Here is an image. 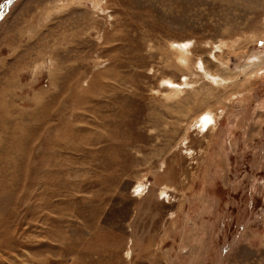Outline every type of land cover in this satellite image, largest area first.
<instances>
[{
    "label": "rangeland",
    "instance_id": "374dc122",
    "mask_svg": "<svg viewBox=\"0 0 264 264\" xmlns=\"http://www.w3.org/2000/svg\"><path fill=\"white\" fill-rule=\"evenodd\" d=\"M0 264H264V0H14Z\"/></svg>",
    "mask_w": 264,
    "mask_h": 264
},
{
    "label": "bare ground",
    "instance_id": "6f19581e",
    "mask_svg": "<svg viewBox=\"0 0 264 264\" xmlns=\"http://www.w3.org/2000/svg\"><path fill=\"white\" fill-rule=\"evenodd\" d=\"M8 6H10V0H6L5 2H4V7H3V11L1 12L0 11V18L2 17V13L6 10V8H8Z\"/></svg>",
    "mask_w": 264,
    "mask_h": 264
},
{
    "label": "water",
    "instance_id": "95a60500",
    "mask_svg": "<svg viewBox=\"0 0 264 264\" xmlns=\"http://www.w3.org/2000/svg\"><path fill=\"white\" fill-rule=\"evenodd\" d=\"M13 1H14V0H10V4H12ZM8 7H9V6H8ZM6 10H7V8H6ZM6 10L2 13V15L6 12ZM0 19H1V18H0Z\"/></svg>",
    "mask_w": 264,
    "mask_h": 264
}]
</instances>
